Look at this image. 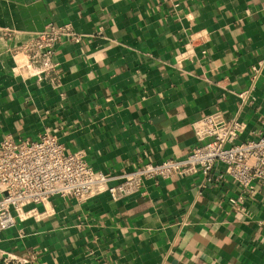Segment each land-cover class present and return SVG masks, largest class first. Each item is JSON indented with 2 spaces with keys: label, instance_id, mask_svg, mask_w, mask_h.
<instances>
[{
  "label": "crops",
  "instance_id": "crops-1",
  "mask_svg": "<svg viewBox=\"0 0 264 264\" xmlns=\"http://www.w3.org/2000/svg\"><path fill=\"white\" fill-rule=\"evenodd\" d=\"M53 24L83 36L46 70L16 48ZM212 104L245 137L264 129V0H0V142L50 132L117 173L187 156ZM222 172L147 182L129 203L56 195L0 233V264H264V182Z\"/></svg>",
  "mask_w": 264,
  "mask_h": 264
},
{
  "label": "built area",
  "instance_id": "built-area-1",
  "mask_svg": "<svg viewBox=\"0 0 264 264\" xmlns=\"http://www.w3.org/2000/svg\"><path fill=\"white\" fill-rule=\"evenodd\" d=\"M4 35L11 36L4 29ZM83 34L72 25H49L16 51L26 52L45 69L56 66V44L64 39L80 42ZM255 68L253 79H257ZM196 143L187 156L144 162L131 170L110 173L97 168L86 154L69 150L50 132L41 138L20 140L7 133L0 142V233L15 225L16 218L30 206L44 204L56 195L80 200L108 194L112 200L129 203L142 193L147 182L186 178L203 172L211 178L216 166L245 191L264 182V129L247 137V124L228 116L220 104L202 108L190 118Z\"/></svg>",
  "mask_w": 264,
  "mask_h": 264
}]
</instances>
